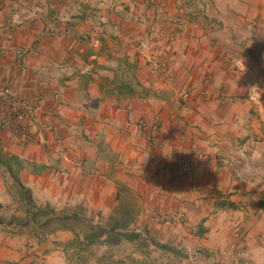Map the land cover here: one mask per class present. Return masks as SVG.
<instances>
[{"label": "crops", "instance_id": "0c3cea01", "mask_svg": "<svg viewBox=\"0 0 264 264\" xmlns=\"http://www.w3.org/2000/svg\"><path fill=\"white\" fill-rule=\"evenodd\" d=\"M148 35L172 81L149 74ZM0 84L38 135L0 129V216L26 210L3 159L36 206L108 231L0 225V264H264V0H0Z\"/></svg>", "mask_w": 264, "mask_h": 264}, {"label": "built area", "instance_id": "2783aa9c", "mask_svg": "<svg viewBox=\"0 0 264 264\" xmlns=\"http://www.w3.org/2000/svg\"><path fill=\"white\" fill-rule=\"evenodd\" d=\"M163 23L172 25L175 23L177 27L180 22H173L166 17L163 18ZM254 25V22H252ZM152 33L155 32L153 29ZM162 37L148 35L141 40L137 48L143 51L142 60L147 64L149 74L158 76L166 81H172L173 75L169 70V50L168 47H161ZM171 39L167 41V45H172ZM33 109L8 85L0 84V129L10 130L11 137L15 141L30 143L36 138L37 133L33 131L30 124ZM174 169L180 172H188L190 167L187 161L182 158V154L178 153L177 159L174 162ZM157 220L164 221H185L184 212L175 211L169 213H155Z\"/></svg>", "mask_w": 264, "mask_h": 264}, {"label": "trees", "instance_id": "16d2710c", "mask_svg": "<svg viewBox=\"0 0 264 264\" xmlns=\"http://www.w3.org/2000/svg\"><path fill=\"white\" fill-rule=\"evenodd\" d=\"M19 170L21 168L20 161L18 158L12 156L9 159ZM2 163L7 168L10 176L18 183L19 191L18 194L22 200L25 201L26 210L25 217L23 219L12 217L10 220H5L0 216V225H11L15 224L18 226H25L31 223L36 228L52 227L63 229H84L86 230L83 235V241L87 244H100L103 242L102 237L108 233L104 226L99 224H91L86 219H81L75 215H59L49 206H36L27 196V191L19 184L16 173L9 167L6 160L2 159ZM114 229V228H113ZM108 237V236H107ZM166 248L164 246H161Z\"/></svg>", "mask_w": 264, "mask_h": 264}, {"label": "rangeland", "instance_id": "374dc122", "mask_svg": "<svg viewBox=\"0 0 264 264\" xmlns=\"http://www.w3.org/2000/svg\"><path fill=\"white\" fill-rule=\"evenodd\" d=\"M57 213V212H56ZM59 213V212H58ZM127 249V250H126ZM133 247H124V246H121V245H116L114 246L113 249V252L110 250V252H112V254L116 255V256H120L122 255L123 253L125 252H132L133 250ZM109 253V250L107 249H104V248H99L97 246H94L92 248H88L87 250H85L84 252H82V254H80L83 258H89L90 256L95 258L97 256H99L101 254L102 258L107 255ZM147 256L149 258V261H146L147 264H153L152 261L150 260V256H157V255H153V252H147ZM155 257H153L154 259ZM90 259V258H89ZM174 260V259H173ZM174 262V261H173ZM175 264V263H174Z\"/></svg>", "mask_w": 264, "mask_h": 264}]
</instances>
